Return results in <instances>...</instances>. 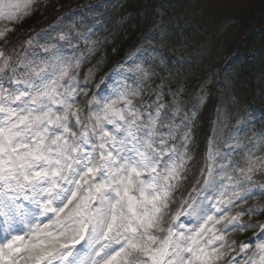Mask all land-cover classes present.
Wrapping results in <instances>:
<instances>
[{
	"label": "snow or ice",
	"instance_id": "1",
	"mask_svg": "<svg viewBox=\"0 0 264 264\" xmlns=\"http://www.w3.org/2000/svg\"><path fill=\"white\" fill-rule=\"evenodd\" d=\"M53 57L22 62L23 75L12 68L6 77L0 53V264H221L226 257L264 264V239L247 256V243H226L228 232L243 228V213L227 210L264 193V185L236 190L252 182L255 161L240 179L220 177L227 184L208 205L185 201L165 227L187 164V134L170 145L178 129L162 120V106L141 113L123 92L103 103L93 98L85 116L76 105L87 95L78 91L79 62ZM216 155L210 145V193ZM181 216L196 227L178 224Z\"/></svg>",
	"mask_w": 264,
	"mask_h": 264
},
{
	"label": "rangeland",
	"instance_id": "2",
	"mask_svg": "<svg viewBox=\"0 0 264 264\" xmlns=\"http://www.w3.org/2000/svg\"><path fill=\"white\" fill-rule=\"evenodd\" d=\"M257 1L260 0H194L183 11L164 7L147 29L149 40L136 50L128 51L136 64L130 65L126 73L134 81L124 80L103 101L116 98L118 93L123 92L141 113H153L162 106V120L178 129L176 140L169 144L182 145L180 137L185 134L188 136L186 147L181 148L187 164L181 183L172 194L173 202L167 210L165 227L171 215L183 210L181 205L185 201L200 203L203 200L205 205L213 202L227 184V180H221L220 177L240 179L238 174L249 166L250 161H255L253 167L259 168V171L254 172L252 182L245 181L236 190L243 193L248 188L257 189L264 185V147H260L257 136L253 134H247L241 140L237 135L229 133V126L239 112V99L235 96L229 78L230 71L225 70L222 77L219 75L229 41L248 29L241 27L240 20H256L257 15L262 16L261 14L264 17V8L254 11ZM45 2L46 0H31L30 3L29 0H3L5 9L0 13V33H3V38L0 41L9 29L13 30L25 16L33 10H39ZM7 5L17 7L8 8ZM249 12L256 16L246 17ZM10 16L14 19H10ZM132 16L133 13L127 15ZM217 19L221 21L217 22ZM102 27L97 21L88 26L65 28L55 40L37 50L29 61L43 63L53 59L55 54L73 64L79 62V68L75 69L78 91L87 92V95L77 96L76 105L85 116L90 111L88 102L95 98L96 88L111 67L104 59L91 60L86 65L82 63L85 52L107 38L108 33ZM92 32L94 36L91 38ZM86 45L88 46L83 48ZM45 49H50L51 52H46ZM4 59L8 61L9 76L12 68H16V75H23L24 70L17 67L19 63L14 66V60L8 57ZM2 62L0 60V64ZM122 67L118 70H122ZM119 107L122 108L123 105ZM160 130L167 132V129ZM210 145L217 154L216 170L213 173L215 188L211 189V193L205 185ZM237 213H243L239 221L243 228L236 227L228 232L226 243L232 244L234 249H238L241 243H247L249 252L246 256L251 255L255 244L264 239V193L257 191L250 194L249 198L237 201L227 210L229 216ZM187 221V217L181 216L177 223H183L185 227H196L195 223L189 224ZM231 255H236V252L233 251ZM227 259L228 257L221 264H227Z\"/></svg>",
	"mask_w": 264,
	"mask_h": 264
},
{
	"label": "trees",
	"instance_id": "3",
	"mask_svg": "<svg viewBox=\"0 0 264 264\" xmlns=\"http://www.w3.org/2000/svg\"><path fill=\"white\" fill-rule=\"evenodd\" d=\"M193 1L46 0L39 10H33L7 33L0 41V51L3 59L8 57L14 60V65L28 63L37 50L55 40L65 28L88 26L98 21L108 36L85 52L82 63L86 65L97 59L110 63L120 58L128 59L125 55L127 50L134 51L149 40L147 29L164 7L183 11ZM254 6L255 12L257 9L262 10L264 0L257 1ZM129 13H133V16L127 17ZM249 15L256 16L249 12L246 17ZM261 15H257L256 20H240L241 27L248 29L229 41L219 75L222 77L225 70L230 71L229 78L235 96L239 99V112L229 127V133L241 140L247 134H253L257 136L260 147H264V17ZM219 21L221 19H217ZM93 36L94 32L91 38ZM3 75L10 77L7 70ZM123 75L124 72L115 71L107 75L99 87L98 101L101 102L110 93Z\"/></svg>",
	"mask_w": 264,
	"mask_h": 264
}]
</instances>
